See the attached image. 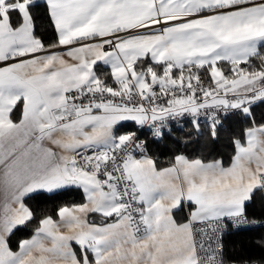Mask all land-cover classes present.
<instances>
[{"label":"snow or ice","instance_id":"1","mask_svg":"<svg viewBox=\"0 0 264 264\" xmlns=\"http://www.w3.org/2000/svg\"><path fill=\"white\" fill-rule=\"evenodd\" d=\"M258 104L264 0H0V264H264V236L258 256L223 243L256 224ZM186 118L213 139L238 118L231 158L151 155L143 129ZM73 189L46 215L27 206Z\"/></svg>","mask_w":264,"mask_h":264},{"label":"trees","instance_id":"2","mask_svg":"<svg viewBox=\"0 0 264 264\" xmlns=\"http://www.w3.org/2000/svg\"><path fill=\"white\" fill-rule=\"evenodd\" d=\"M38 16H43L41 10H37ZM41 29L46 27V21L37 20ZM50 35V33H49ZM254 115L257 121L264 119V104H258L254 107ZM244 124L238 118H230L224 122V127L219 129V139H213L206 126L201 125V134L197 136L196 130L191 122L185 123L181 127H171V132H166L162 139L154 141L150 133L143 130V139L147 138L151 155L161 161H167L176 154H184L189 158H197L201 155L207 159L213 157L217 159H230L232 155L231 137ZM191 134V135H189ZM81 195L75 189L68 191H58L56 193L40 192L31 194L27 199V206L33 210L37 216H43L50 213L59 206H67L73 202H80ZM248 219L255 221L264 218V196L262 190H256L251 202L247 204ZM178 217L187 216V210L179 212ZM33 225L16 234V238L23 239L26 233L30 234ZM264 236V229L255 225L243 229H234L228 231L223 238L225 252L227 256H258L261 255L259 249L255 247V240Z\"/></svg>","mask_w":264,"mask_h":264},{"label":"built area","instance_id":"3","mask_svg":"<svg viewBox=\"0 0 264 264\" xmlns=\"http://www.w3.org/2000/svg\"><path fill=\"white\" fill-rule=\"evenodd\" d=\"M187 122H190V120L187 119V118L184 119V120H181V121H179V122H173V123L171 124V127H181V126H183V125H184L185 123H187ZM201 125H202V126H206V125H204L203 123H202ZM143 130H146V131H148V132L150 133V131H149L147 128H145V129H143ZM150 135H151V133H150ZM141 139H143V138L141 137ZM262 193H263V196H264V190H262ZM249 220H250V219H249ZM250 221H252V220H250ZM255 222H256L255 225H260L261 223H264V218L261 219V220H255ZM200 226H201V225H199V224L195 225V227H200ZM240 229H243V228H240ZM263 229H264V227H263ZM230 230H234L231 224L228 225V231H230ZM228 231H227V232H228ZM227 232H226V233H227ZM223 238H224V236H223ZM216 250L219 251V247H218V246H217Z\"/></svg>","mask_w":264,"mask_h":264}]
</instances>
